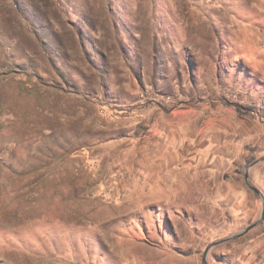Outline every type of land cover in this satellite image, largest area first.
I'll use <instances>...</instances> for the list:
<instances>
[{
	"label": "rangeland",
	"instance_id": "rangeland-1",
	"mask_svg": "<svg viewBox=\"0 0 264 264\" xmlns=\"http://www.w3.org/2000/svg\"><path fill=\"white\" fill-rule=\"evenodd\" d=\"M263 156L264 0H0V264H203Z\"/></svg>",
	"mask_w": 264,
	"mask_h": 264
},
{
	"label": "water",
	"instance_id": "water-1",
	"mask_svg": "<svg viewBox=\"0 0 264 264\" xmlns=\"http://www.w3.org/2000/svg\"><path fill=\"white\" fill-rule=\"evenodd\" d=\"M260 161H264V156L259 158V159H256L255 161H253L249 167L247 168L245 174H244V179H245V182L247 184V186L252 189L253 191H255L259 197L261 198L262 200V210H261V214L260 216L255 220L253 221L252 223L248 224L246 227H244L243 229H241L240 231H238L237 233L233 234V235H230L228 237H225V238H221V239H218L216 241H213L211 242L205 249L204 251V254H203V257H202V263L203 264H208V261H207V256H208V253L210 251V249L222 242H225V241H228V240H231V239H235V238H238L240 236H243L244 234H246L247 232H249L251 229H253L254 227H256L260 222H262L264 220V194L263 192L257 188L255 185L252 184L251 180H250V176H249V169L254 166L255 164H257L258 162Z\"/></svg>",
	"mask_w": 264,
	"mask_h": 264
},
{
	"label": "bare ground",
	"instance_id": "bare-ground-1",
	"mask_svg": "<svg viewBox=\"0 0 264 264\" xmlns=\"http://www.w3.org/2000/svg\"><path fill=\"white\" fill-rule=\"evenodd\" d=\"M188 185V184H187ZM187 253V252H186Z\"/></svg>",
	"mask_w": 264,
	"mask_h": 264
}]
</instances>
